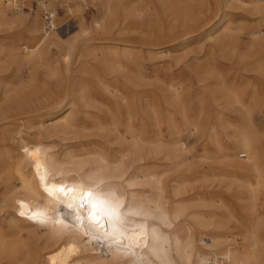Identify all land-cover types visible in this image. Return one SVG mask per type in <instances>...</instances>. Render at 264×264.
<instances>
[{"label":"bare ground","instance_id":"bare-ground-1","mask_svg":"<svg viewBox=\"0 0 264 264\" xmlns=\"http://www.w3.org/2000/svg\"><path fill=\"white\" fill-rule=\"evenodd\" d=\"M18 1L22 5L26 0H0V31L21 22ZM98 1L103 17L91 25L96 38L85 37L90 36L86 34L75 51L79 58H87L80 65L84 67L83 72L92 75L98 83V90L102 91L99 96L104 100L110 98L116 107L117 116L107 110L111 116L104 118L105 128L102 119L94 121V126L112 138L107 146H116L114 151L111 148L99 151L92 145L83 146L77 153L64 150L55 157L48 152V145L40 147V141L19 137L22 132L16 121L30 118L42 120L40 133L44 136L75 135L79 127L75 106L88 115L85 109L99 101L91 85L89 88L81 80L71 91L65 88L58 92L45 91L32 108L19 117L15 103L18 89L9 73L11 66L19 71L24 67L46 68L54 78L60 72L57 67L52 68L50 49L61 51L66 42L59 33L39 36L37 15L29 25V45L6 47L0 44V264H264L259 260V254L264 253V212L261 210L264 205V134L256 124V116L264 115V91L258 88L248 95L241 86L219 85V96L211 95L212 111L235 110L236 115L234 121L231 116L218 119L215 131L222 129V145L216 141L218 134H214V127L205 131L206 140L213 142L217 149L214 155L222 156V160L217 164L218 159L213 162L203 156L198 168L188 162L182 170L190 173L196 183L201 181L193 190L209 192L208 197L221 201L223 209L218 221L212 216L191 219L187 211L175 210L171 214L170 208L160 206L159 202L163 199L171 205L169 189L176 181L161 178L157 172L159 164L167 162L174 167L179 156L187 155L175 147L173 119H166L174 141L167 147L159 129L158 114L152 111L154 115H145V100L138 90L141 76L133 72L131 82L130 74L127 76L124 70L125 64L134 65L143 52L131 36L152 30V23L171 38L170 46L186 45L183 38L188 35H205L220 49L224 59L236 56L238 61H243L247 51L262 52L264 0L247 3L260 18L242 42L238 37L241 31L230 27L226 19L228 11L225 9L235 0H156V5L150 0ZM225 1L229 7L226 5L223 10L221 3ZM39 5L41 7L42 3ZM115 33L118 38L111 41ZM147 45L151 51L164 48L155 43ZM238 46H244L245 51L240 52ZM145 53L151 61L155 59L153 51ZM60 62L69 67L68 55L61 54ZM93 62L101 66L105 75L114 74L128 84V89H119L110 84L112 81L108 83L110 80L97 77L92 73ZM254 70L264 75V63H256ZM117 80L114 83H118ZM167 97L176 112H204L200 96L194 109L184 106L182 90L176 85L168 86ZM45 120L55 122L43 127ZM189 125L193 131L200 130L197 122ZM218 126L221 129H217ZM137 163L147 164L151 173L138 172ZM132 169L135 174L140 173L138 177H132ZM140 179L154 198L149 199L134 189ZM61 186L72 191L62 193ZM176 187L173 188L175 195L179 189ZM87 192L106 193L119 219L113 217L111 224L105 220L103 227L92 223L87 205L81 206L88 199ZM150 208L158 210L163 228L150 221ZM248 224L253 225V231L248 229Z\"/></svg>","mask_w":264,"mask_h":264},{"label":"rangeland","instance_id":"rangeland-1","mask_svg":"<svg viewBox=\"0 0 264 264\" xmlns=\"http://www.w3.org/2000/svg\"><path fill=\"white\" fill-rule=\"evenodd\" d=\"M150 1L156 5V0ZM248 2L249 0L232 1L231 5L229 4L230 8L228 10L226 8V1L221 3L223 10L226 8L225 11H228V16L226 17L228 25H230V27L234 30L241 31V33L238 34L241 42L246 40L247 35L254 30L257 25L256 23L260 18V16L251 11L250 7L247 5ZM39 3H42L41 7ZM18 6L21 9L20 12H22V20L21 22L16 23L17 25H11L10 28H7L5 31H0V44L6 47L18 45L25 47L29 45L31 40V30L29 25L36 19L37 15L40 18L41 28L39 36H45L52 33L44 30L43 16L45 11H51L54 14L55 24L58 30L53 32L59 33V37L66 42L64 49L61 51L54 47L50 49L49 59L51 65L53 64L52 68L57 67L60 72L59 75L54 78L49 76L48 73L50 71L48 70V72L46 68L24 67L21 71H19L17 67L11 66V71L9 73H12L11 75L13 76L15 85H17L18 89L15 98L18 116L20 117L22 113L26 112V110H30L34 105L35 100L42 96L45 91L50 90L58 92L57 90L62 91L64 88L71 91V89L77 86L81 80L86 83L89 88L91 85L92 88L90 89L93 90L95 98L99 101L98 103H94L95 105L93 107V104H91L87 109H85L86 112L90 113L88 115L83 114V109L78 108V105L75 106V120L79 121V127L75 135L69 134L64 137L44 136L40 133L42 128L40 123L42 120L30 118L27 120L22 119L16 121L22 132V135L19 137H25L31 142L40 141V147L48 145V152L55 157H59L64 150L70 153H77L83 146L89 147L92 145L98 147L99 151H105L107 148H111V150L114 151L116 146H107V141L112 140V138L107 137L104 134L105 132L101 131V128L94 126V121L102 119L101 122L103 123L105 117L111 116L107 113V110H111L112 114L117 116L118 113L115 110L116 107L110 98L104 100L103 97L101 98L99 96L102 94V91L100 89L98 90V83H96L92 75L84 73V67L80 65V62L87 61V58H79L78 51H75L77 46L81 43V39H83L86 34L88 35L90 33L89 35L91 37H85L92 39L96 38L91 31V25L103 17V10L101 8L100 1L26 0L22 5H20V2L18 1ZM229 6L227 5V7ZM112 10L115 11L114 9ZM152 25V30L146 31L141 35L131 36L133 43H138V45H140V50L143 52L141 53V56L137 58L134 65L129 66L125 64L124 70H127L125 72L127 76L130 74L129 78L131 77V82L134 77L133 72H138L141 76V86L138 90L142 91L141 94L144 97L142 98L145 100V115L158 114V117L160 118L159 129L164 137L165 145L167 147H171L174 143L169 135L168 126L166 124V119L171 118L174 122L175 147H178L187 153L186 156L181 155L178 159H176V166L174 167L167 162H164L161 165L159 164L160 167H158L157 172L161 178L176 180L173 187L169 189L171 205L168 206L166 201L161 199L159 200L160 206L162 205L164 208H170L169 211L171 214H173L175 210L187 211V213L191 216V219H204L206 216H212L214 221L221 220L219 217L221 210L223 209L221 201H218L214 197H208L209 192H204V190H193L201 184V181H197V184L194 178L191 177L190 173L183 172L182 168L188 166V162H193L194 166L198 168L201 162V157L203 156H206L207 160L211 159L210 161L215 160V158L218 159L216 161L217 164L220 160H222V156L214 155L218 153L216 151L217 149L215 148L213 142L211 144V142L206 140L205 131H209L211 127H214L215 131L219 117H223V119H225L227 116H231L234 121L236 115L235 110L212 111L210 106L211 95H216L217 97L219 96V85L227 88L241 86L242 89L246 88L245 92L248 95L254 93L258 88L261 89L263 93L264 75L256 73L254 67L256 63H264V51H247L249 53L246 52V57L243 61H238L236 56L225 57L224 59L220 56V49L214 47L206 39L205 35H188V37L183 38V42H185L186 45H182L180 47L170 46L171 44H169L168 41H170L171 38H168L167 34L160 32L157 24L152 23ZM80 27L81 31H85V33L78 29ZM213 35L215 36L217 34L214 33ZM117 38L118 36L115 33L110 40L115 41ZM152 43H155L160 47H164L161 50H152L155 53V59H153V61H151L145 53V51L152 52L147 49V44ZM71 45L73 47H71ZM237 49L240 52H243L245 48L244 46H238ZM61 54L68 55L70 59L69 67H66L65 64L60 62ZM92 65V73H94L97 77L100 79L105 78L110 80L108 83L112 81L113 83L111 82L110 84L114 87L118 86L119 89H128V84L116 77V75H105L101 66L94 62ZM101 75L102 77H100ZM116 79L119 80H117L118 83H114V80ZM171 84L176 85L177 88L182 90L185 99L184 106L188 108L193 107L194 109L197 104V97L200 96L202 98L201 103L203 102L202 104L204 105V112H193L192 110H189L188 113H179L174 111L173 105L170 106L168 104L169 102L167 97L168 86ZM18 91L20 93H18ZM262 97H264V95ZM262 108H264V105ZM152 111H154V114L151 113ZM53 122H55V120H45L43 127H47ZM191 122H197L200 130L193 131L189 125ZM256 124L260 133L264 134V115L256 116ZM105 125L106 124L104 122V128ZM217 129L221 128L218 126ZM221 132L222 129L221 131L217 130L214 132L215 135L218 134L216 136V141L220 145L223 144V134L221 135ZM140 164L141 163H137L135 166L137 171L139 169L138 172H147L148 174L151 173L149 169L150 167H148L147 164H141L145 167ZM130 172L132 174L134 173L132 177L140 174L138 172L135 174L133 169L130 170ZM136 185L137 187H134V189L142 192L149 199L154 198L151 190L144 184V180H138ZM175 187L176 189L179 188L177 195L174 194L173 188ZM182 188L183 191H181ZM150 209L152 213V219L150 221L155 224V226L162 227V224L158 220L157 216L158 210L153 208ZM261 210L264 212V205ZM253 228L252 224H248V229L250 231H253ZM241 229H243V227ZM241 243L245 246L244 242ZM259 260L264 263V253L259 254Z\"/></svg>","mask_w":264,"mask_h":264},{"label":"snow or ice","instance_id":"snow-or-ice-1","mask_svg":"<svg viewBox=\"0 0 264 264\" xmlns=\"http://www.w3.org/2000/svg\"><path fill=\"white\" fill-rule=\"evenodd\" d=\"M59 190L62 193L72 191V189H65L63 186H61ZM85 195L88 199L84 201L81 206L87 205L89 209L88 218L92 223L98 227H103V222L105 220L111 224L113 217H116L117 220L119 219V213L109 205V202L106 199V193L101 192L94 194L92 192H87Z\"/></svg>","mask_w":264,"mask_h":264},{"label":"built area","instance_id":"built-area-1","mask_svg":"<svg viewBox=\"0 0 264 264\" xmlns=\"http://www.w3.org/2000/svg\"><path fill=\"white\" fill-rule=\"evenodd\" d=\"M43 20H44V30L48 32H53L58 30L55 24V16H53L52 13H50V11L44 12Z\"/></svg>","mask_w":264,"mask_h":264}]
</instances>
